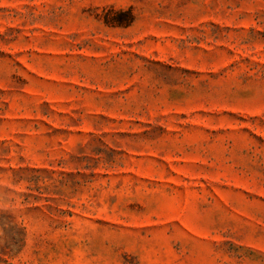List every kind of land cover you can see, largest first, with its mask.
Returning <instances> with one entry per match:
<instances>
[{"label": "rangeland", "instance_id": "obj_1", "mask_svg": "<svg viewBox=\"0 0 264 264\" xmlns=\"http://www.w3.org/2000/svg\"><path fill=\"white\" fill-rule=\"evenodd\" d=\"M0 264H264V0H0Z\"/></svg>", "mask_w": 264, "mask_h": 264}]
</instances>
